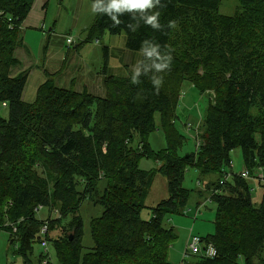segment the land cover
<instances>
[{
  "label": "trees",
  "instance_id": "16d2710c",
  "mask_svg": "<svg viewBox=\"0 0 264 264\" xmlns=\"http://www.w3.org/2000/svg\"><path fill=\"white\" fill-rule=\"evenodd\" d=\"M222 1L159 0L148 11L160 13L158 28L139 12L96 8L88 39L125 33L127 49L142 54L138 71L118 78L106 66L105 97L60 88L47 73L35 101L26 102L29 71H17L22 63L16 52L26 48L23 25L34 0H0V108L9 109L8 119L0 116V233H8L24 264H34L35 246L44 241L59 264H172L168 252L177 236L165 217L186 213L189 168L222 177L231 153L240 149L248 179L257 168L264 177V0H238L233 16L219 13ZM153 47L158 55L148 56ZM186 82L214 95L197 127L193 156L179 154L185 137L174 124ZM157 114L167 147L156 154L147 140ZM143 157L158 169H140ZM156 174L166 177L170 197L145 220ZM248 179L240 174L229 182L225 176L199 192L216 204L215 233L201 238L216 255H191L194 264H264V193L257 207ZM86 202L103 211L90 221L94 247L84 253L80 211ZM44 208L49 216L39 219ZM36 262L51 264L49 252Z\"/></svg>",
  "mask_w": 264,
  "mask_h": 264
},
{
  "label": "rangeland",
  "instance_id": "374dc122",
  "mask_svg": "<svg viewBox=\"0 0 264 264\" xmlns=\"http://www.w3.org/2000/svg\"><path fill=\"white\" fill-rule=\"evenodd\" d=\"M45 9V19L37 23L35 20L36 31H27L26 44L29 47L17 52L22 54L24 65L27 69H31V76L25 92L26 99L34 102L37 96V87L41 83V71L59 69L63 72L53 73L56 77V84L60 88L74 89L79 88L84 84V80L92 78L93 72L98 71L103 75L107 66L113 75L118 78L126 77L137 72L141 65L142 54L131 52L126 47V35H111L106 32L97 38L88 39L87 30L91 27L95 18V9H93L92 0H39L34 7V11ZM34 5V4H33ZM238 0H224L219 9V13L226 16H233L239 9ZM46 26V32H42V25ZM53 31L48 33L49 30ZM38 32L40 35H36ZM28 36H31L29 38ZM67 38H72L73 45L69 48L66 43ZM99 40V44L96 41ZM108 47L109 52L105 54L104 49ZM123 55L131 56L130 68L120 67L117 61ZM68 56V64H65V59ZM87 63V64H85ZM44 72V71H43ZM118 73V74H114ZM77 85V86H76ZM101 85L98 82L93 83L90 93L99 96H107V90L103 85V90L98 88ZM87 90V89H84ZM180 102L176 111L175 127L179 134L185 137V142L179 151L181 156L196 155L197 151V127L201 129L206 111L209 107V101L213 98V93L201 94L197 89L186 82L183 85ZM88 91V90H87ZM31 92V95H29ZM89 92V91H88ZM0 116L4 119L9 118V109L6 107L0 108ZM156 131L148 136V146L151 151L158 153L167 147L165 135L161 129L160 115L155 117ZM191 126V128H189ZM199 131V135H200ZM136 137V141H138ZM232 164L227 167L222 177L228 175L229 182H233L234 175L240 176L244 170V158L240 149L234 150L231 155ZM139 167L142 170L153 171L158 169L159 165L151 158L143 157L139 161ZM262 173L259 169L253 172V178L248 179L249 185L252 188V199L258 207L260 205L262 195L264 193V183L260 184L259 178ZM219 175L202 176L196 168L191 167L185 174L184 188L189 191L191 198L188 206L185 208L183 215H166L165 225L167 228H173L176 231L177 240L170 247L168 252V260L172 264H180L184 260L186 246L190 241L191 236L204 238L207 235L215 233V216L216 204L213 201L206 202L208 194L203 197L199 196L200 191H204L206 186L211 182H217L221 179ZM168 181L166 177L156 174L151 189L146 197V209L142 212V218L145 220L151 217V208L158 206L163 200L169 199ZM206 202V203H205ZM202 204L201 213L194 221L195 211ZM103 209L96 207L86 202L81 211L84 222V237L83 246L84 253L89 252L94 247V242L90 233V221L92 218L99 217ZM49 216V210L44 208L38 212L39 219H46ZM52 218L57 217V213L51 214ZM58 236L59 232H55ZM42 252H49L51 264H59L54 249L49 246L47 248L42 245L35 246L34 264H37L36 258ZM189 264H194L195 259L188 257L186 260ZM0 264H24L23 258L13 254V247L9 245V235L6 232L0 233ZM240 264H244L240 261Z\"/></svg>",
  "mask_w": 264,
  "mask_h": 264
},
{
  "label": "crops",
  "instance_id": "0c3cea01",
  "mask_svg": "<svg viewBox=\"0 0 264 264\" xmlns=\"http://www.w3.org/2000/svg\"><path fill=\"white\" fill-rule=\"evenodd\" d=\"M38 1L39 0H34V5H33V8H32V11L30 12V14H29V16H28V18L26 19V21L24 22V25H23V28H24V43H25V46H26V48L25 49H28L29 50V47H28V45L26 44V42H25V40H26V37H27V35H28V32H26V30L27 31H29V30H31V31H36V28H35V26H37V25H35V20L37 21V23L38 22H40V21H43L44 19H45V14H44V12H45V9H46V5L47 4H45V6H44V8L42 9V10H40V11H34L33 9H34V7H35V5L38 3ZM47 28H46V26L43 24L42 25V32H44V33H47L46 30ZM48 33H52L53 34V31L50 29L49 31H48ZM36 35H40L38 32H36ZM29 38H31V36H28ZM106 48H108V47H106ZM21 50H24V48H22V49H20V50H18V51H21ZM108 50H109V48H108ZM17 51V52H18ZM69 51V53H70V51L71 50H68ZM17 52H16V56L20 59V61H21V63H22V68L21 69H17V71L18 72H20V71H26V70H28L29 71V75H28V80H27V84H26V87H25V90H24V93H23V100L24 101H26V102H30V100L28 99H26V97H25V92H26V90H27V85H28V83H29V78H30V76H31V69H27V67L24 65V63H23V59H22V54H18L17 55ZM130 58H131V56H125V55H123L120 59H118L117 61L119 62V64H120V67H126V69H129L130 68ZM71 60V59H70ZM70 60H68V56L66 57V59H65V64L67 63L68 64V61H70ZM85 64H87V63H85ZM40 71H41V74H42V77H41V83L38 85V87L43 83V82H45L46 81V79H47V77H46V74L48 73V74H50V75H52L53 73H61V72H63L64 70H62L61 69V71H59V69H51V70H44V69H40ZM44 71V72H43ZM114 74H118V73H115V72H113ZM126 72L124 73V74H122V76H124V77H126ZM54 79H55V81H56V77H54ZM104 80H105V76L104 75H101L100 74V72H98V71H94L93 72V75H92V78L91 79H88V80H84V84H82V85H80V87L79 88H77V87H75L76 89H78V90H84V89H87L89 92L90 91H92V86H93V83H95V82H98V83H100L101 85H98V88H100L101 90H103V85H104ZM77 86V85H76ZM37 87V88H38ZM29 95H31V92H30V94ZM33 102V101H32ZM245 170V169H244ZM243 170V171H244Z\"/></svg>",
  "mask_w": 264,
  "mask_h": 264
},
{
  "label": "clouds",
  "instance_id": "9594fccd",
  "mask_svg": "<svg viewBox=\"0 0 264 264\" xmlns=\"http://www.w3.org/2000/svg\"><path fill=\"white\" fill-rule=\"evenodd\" d=\"M158 4H159V0H107L106 4H104L102 0H98V2L93 4L92 7L93 9L101 8V10L106 11L108 13H112V12L122 13L125 11L139 12L143 14V19L146 24L152 25L153 28H158L160 27L159 24L160 13L158 11H153L151 12V14H148V11L155 9ZM112 19L116 21V23L120 22L115 15L112 16ZM97 41L99 42V40ZM146 54L148 56L158 55L157 49L153 47L150 50H146ZM163 66L164 65L161 64L156 65L157 69H160ZM156 83L159 84L160 82L156 81ZM189 128H191V126H189ZM197 140L199 141L198 132H197Z\"/></svg>",
  "mask_w": 264,
  "mask_h": 264
},
{
  "label": "built area",
  "instance_id": "2783aa9c",
  "mask_svg": "<svg viewBox=\"0 0 264 264\" xmlns=\"http://www.w3.org/2000/svg\"><path fill=\"white\" fill-rule=\"evenodd\" d=\"M72 42L73 41L71 38H69L67 40L68 44H72ZM98 43L99 42L97 41L96 44H98ZM4 106H6V104H4ZM198 146H199V141H198ZM241 175L245 179H248L250 177L249 172L245 171V170L243 171V173ZM226 178H228V175L226 176ZM259 180L261 183H264L263 174L259 178ZM47 231H48V226H44V228L42 229V235H46ZM41 245L44 248L48 247V244L46 241L42 242ZM191 255H204L206 257H214L216 255V251H215L212 244L205 243L201 238H199L197 236H191L190 241L186 246L184 260L180 264H186L187 257H189Z\"/></svg>",
  "mask_w": 264,
  "mask_h": 264
}]
</instances>
